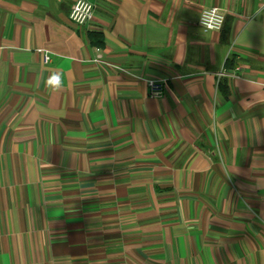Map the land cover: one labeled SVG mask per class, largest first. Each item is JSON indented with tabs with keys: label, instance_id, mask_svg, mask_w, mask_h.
<instances>
[{
	"label": "crops",
	"instance_id": "obj_1",
	"mask_svg": "<svg viewBox=\"0 0 264 264\" xmlns=\"http://www.w3.org/2000/svg\"><path fill=\"white\" fill-rule=\"evenodd\" d=\"M75 1L0 0V264H264V0Z\"/></svg>",
	"mask_w": 264,
	"mask_h": 264
},
{
	"label": "built area",
	"instance_id": "obj_2",
	"mask_svg": "<svg viewBox=\"0 0 264 264\" xmlns=\"http://www.w3.org/2000/svg\"><path fill=\"white\" fill-rule=\"evenodd\" d=\"M94 15V4L88 0H76L70 9L69 19L76 25H83L89 22ZM224 14L216 6H209L201 10L198 17V24L205 31H219L224 24ZM49 57L43 54V62H48ZM148 92L151 97H160L165 90L164 82L156 79H148Z\"/></svg>",
	"mask_w": 264,
	"mask_h": 264
},
{
	"label": "clouds",
	"instance_id": "obj_3",
	"mask_svg": "<svg viewBox=\"0 0 264 264\" xmlns=\"http://www.w3.org/2000/svg\"><path fill=\"white\" fill-rule=\"evenodd\" d=\"M50 84H54V85H59L60 83V78L58 75H53L50 77L49 81H48Z\"/></svg>",
	"mask_w": 264,
	"mask_h": 264
},
{
	"label": "trees",
	"instance_id": "obj_4",
	"mask_svg": "<svg viewBox=\"0 0 264 264\" xmlns=\"http://www.w3.org/2000/svg\"><path fill=\"white\" fill-rule=\"evenodd\" d=\"M224 22H225V20H224ZM93 36V35H92Z\"/></svg>",
	"mask_w": 264,
	"mask_h": 264
}]
</instances>
